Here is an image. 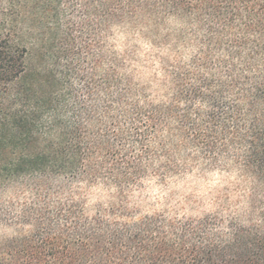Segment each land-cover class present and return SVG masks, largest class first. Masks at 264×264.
<instances>
[{
    "label": "trees",
    "instance_id": "16d2710c",
    "mask_svg": "<svg viewBox=\"0 0 264 264\" xmlns=\"http://www.w3.org/2000/svg\"><path fill=\"white\" fill-rule=\"evenodd\" d=\"M212 172L264 186V0H0V264H264V206L144 211Z\"/></svg>",
    "mask_w": 264,
    "mask_h": 264
},
{
    "label": "rangeland",
    "instance_id": "374dc122",
    "mask_svg": "<svg viewBox=\"0 0 264 264\" xmlns=\"http://www.w3.org/2000/svg\"><path fill=\"white\" fill-rule=\"evenodd\" d=\"M36 31H43L40 28H33ZM74 34L77 37V43L82 44L87 35L80 34V30L76 29ZM85 33L87 31H84ZM104 37L105 34L102 33ZM83 40V41H82ZM125 41L124 37H119V43ZM42 41L37 44L41 45ZM105 45L104 38L101 46ZM149 45L143 48L148 51ZM150 50L149 53L150 54ZM35 61V60H34ZM155 68H157L155 66ZM97 196L93 197V201ZM142 207L144 211H157L166 207L178 208L180 203L185 213L192 216H198L206 212L216 211L223 200H228V204L238 209V212H249L256 208L257 213H261V207L264 206V186L255 187L252 181L240 177L235 173L212 172L206 177L190 176L181 180L174 185L171 190L166 191L159 186L154 185L146 189L141 197ZM220 199L222 201H220ZM260 207V208H258Z\"/></svg>",
    "mask_w": 264,
    "mask_h": 264
}]
</instances>
